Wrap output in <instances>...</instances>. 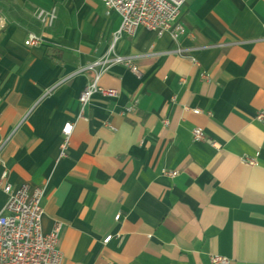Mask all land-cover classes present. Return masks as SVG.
Listing matches in <instances>:
<instances>
[{"label": "crops", "instance_id": "0c3cea01", "mask_svg": "<svg viewBox=\"0 0 264 264\" xmlns=\"http://www.w3.org/2000/svg\"><path fill=\"white\" fill-rule=\"evenodd\" d=\"M0 19V185L45 188L42 231L61 223V264H264V0H187L178 47L121 35L111 55L141 77L109 67L98 85L116 94L83 108L95 77L83 69L108 53L119 16L98 0H0ZM30 33L42 44L26 47ZM5 201L0 189V212Z\"/></svg>", "mask_w": 264, "mask_h": 264}, {"label": "built area", "instance_id": "2783aa9c", "mask_svg": "<svg viewBox=\"0 0 264 264\" xmlns=\"http://www.w3.org/2000/svg\"><path fill=\"white\" fill-rule=\"evenodd\" d=\"M102 3L106 15L116 13L121 24L113 36V43L101 60L95 61L85 67L83 71H92L95 74L91 85L87 86L79 96V104L83 108L88 104L94 94H101L112 97L116 93L112 89H104L98 85L102 73L113 65L127 67L136 77L140 78L141 73L133 64L132 59L122 56L111 55L114 43L121 35L133 36L139 29L143 28L158 36L168 33L178 47L182 37L187 34L184 25L180 21L182 8L187 0H98ZM38 21L49 23L54 19V10L49 12L38 10L36 13ZM6 22L0 19V29H4ZM42 44V40L34 34H28L24 45L34 47ZM176 52H181L176 49ZM112 57H111V56ZM196 64V61L192 59ZM204 78V73L201 74ZM193 113L199 114V109ZM254 121L264 126V110L259 111ZM72 123H66L62 130V141L60 144V158L66 157L69 141L72 133ZM192 138L195 141H207L204 132L200 128L192 130ZM1 148V146H0ZM248 165L254 161L245 159ZM164 176L174 178L175 171H163ZM3 172L1 178L4 179ZM0 189L6 196V201L0 212V264H61L62 254L59 249V238L62 225L56 222L48 233L42 231L41 221L43 215V198L45 188L22 184L18 187L12 185H0ZM120 215L116 216V220ZM111 236L103 240L107 244ZM214 264H229V259L217 255L210 257Z\"/></svg>", "mask_w": 264, "mask_h": 264}]
</instances>
